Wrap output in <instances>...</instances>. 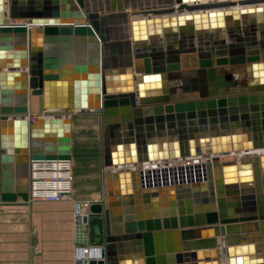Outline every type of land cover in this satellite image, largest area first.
<instances>
[{
  "label": "water",
  "instance_id": "obj_1",
  "mask_svg": "<svg viewBox=\"0 0 264 264\" xmlns=\"http://www.w3.org/2000/svg\"><path fill=\"white\" fill-rule=\"evenodd\" d=\"M87 5L0 0L1 200L28 201L30 161L72 159L70 115L94 112L113 169L108 201L76 224L101 247L83 264H264V0H167L135 18L119 6L131 27L120 63ZM58 48L75 74L47 72ZM160 207L165 229L185 228L167 256L154 246Z\"/></svg>",
  "mask_w": 264,
  "mask_h": 264
},
{
  "label": "crops",
  "instance_id": "obj_2",
  "mask_svg": "<svg viewBox=\"0 0 264 264\" xmlns=\"http://www.w3.org/2000/svg\"><path fill=\"white\" fill-rule=\"evenodd\" d=\"M167 0H88L87 7L100 14L99 29L109 35L116 45L110 48L112 62L128 58L130 50L126 45L125 33L130 30L129 23L120 16L121 10L128 11L129 17L135 18L136 12H143L139 17H146V11L156 8ZM111 6V7H110ZM112 6L114 9H112ZM110 7V8H108ZM113 14V15H111ZM153 15H163L156 12ZM23 24L27 19H11ZM35 45L44 47L43 32L35 33ZM121 42V44H120ZM57 62L47 72L59 76L75 74L74 63H69L66 50L58 48ZM135 49H133V53ZM72 52V57H73ZM39 113L38 97L34 96L29 103V116L37 121ZM48 113H43L47 115ZM52 114V113H51ZM50 115V113H49ZM72 119V158L74 161V189L72 194L59 201L18 199L15 202H3L0 198V264H76V249L91 244L80 243L77 239L74 215L77 201H89L100 204L108 201V190L104 174L113 168L103 165V130L98 133V121L101 115L94 112H76ZM96 126H95V125ZM243 129V127H241ZM97 129V130H96ZM232 160L233 158H226ZM102 169L100 170V167ZM103 172V180L102 174ZM163 208L158 209L162 228L154 231L156 251L167 256L168 250L183 247L182 231L185 228L165 229L162 216ZM177 217L179 214L177 212ZM256 222V221H252ZM256 224V223H253ZM87 230V227H85ZM194 227H188L191 229Z\"/></svg>",
  "mask_w": 264,
  "mask_h": 264
},
{
  "label": "built area",
  "instance_id": "obj_3",
  "mask_svg": "<svg viewBox=\"0 0 264 264\" xmlns=\"http://www.w3.org/2000/svg\"><path fill=\"white\" fill-rule=\"evenodd\" d=\"M26 23V22H24ZM34 121V116L31 117ZM29 198L35 200L59 201L72 194L74 189V161L72 159H32L30 161ZM91 203L77 201L74 215L76 224H83L84 216H91ZM86 227V225H84ZM86 254V255H85ZM101 258L100 246H79L76 249V264L83 260Z\"/></svg>",
  "mask_w": 264,
  "mask_h": 264
},
{
  "label": "bare ground",
  "instance_id": "obj_4",
  "mask_svg": "<svg viewBox=\"0 0 264 264\" xmlns=\"http://www.w3.org/2000/svg\"><path fill=\"white\" fill-rule=\"evenodd\" d=\"M240 5V3L238 2L237 3V6H239ZM185 11H187V9H185ZM47 115H49V114H47ZM52 115V114H51ZM233 158V159H235V157L234 156H232V155H226V156H222L221 157V160H226V158ZM232 159V160H233ZM229 160V159H228ZM172 162H174V161H172ZM148 164H146V166H147ZM135 167V165H132V168H134ZM110 168H112V167H110ZM94 232H100V222H95V224H94ZM86 255V254H85Z\"/></svg>",
  "mask_w": 264,
  "mask_h": 264
},
{
  "label": "rangeland",
  "instance_id": "obj_5",
  "mask_svg": "<svg viewBox=\"0 0 264 264\" xmlns=\"http://www.w3.org/2000/svg\"><path fill=\"white\" fill-rule=\"evenodd\" d=\"M95 125V124H94ZM97 125V124H96ZM95 125V126H96ZM101 125H102V122L98 121V133H100L99 135H101ZM227 160V159H226ZM102 169V166L100 167V170ZM101 174H102V180H103V172L101 171ZM106 174V173H105ZM105 174H104V178H105ZM106 183V182H105Z\"/></svg>",
  "mask_w": 264,
  "mask_h": 264
}]
</instances>
